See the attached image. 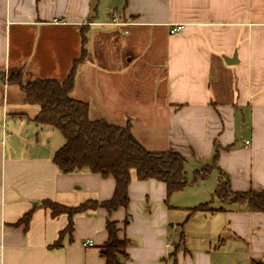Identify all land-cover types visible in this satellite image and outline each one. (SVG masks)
<instances>
[{
    "label": "crops",
    "instance_id": "1",
    "mask_svg": "<svg viewBox=\"0 0 264 264\" xmlns=\"http://www.w3.org/2000/svg\"><path fill=\"white\" fill-rule=\"evenodd\" d=\"M83 49L73 98L92 119L130 122L148 150L184 155V189L135 172L128 208L34 209L115 191L113 176L56 166L63 139L9 80L63 81ZM221 179L264 190V0H0V264H107L108 219L131 241L125 264H264V212L215 196Z\"/></svg>",
    "mask_w": 264,
    "mask_h": 264
},
{
    "label": "trees",
    "instance_id": "2",
    "mask_svg": "<svg viewBox=\"0 0 264 264\" xmlns=\"http://www.w3.org/2000/svg\"><path fill=\"white\" fill-rule=\"evenodd\" d=\"M86 35L83 34V43ZM87 51L83 49L76 59L69 75L63 81L38 79L24 83L20 74H13L10 81L17 83L25 92L29 104L40 107L35 120L41 125L58 129L65 138V143L56 150L53 162L64 173L88 169L103 177L113 176L116 187L111 199L98 202L87 201L76 207H69L52 200L35 202L34 209L39 206L49 208L53 215L75 213L104 207L111 214L117 209L128 208L130 204L129 186L132 180L131 171L136 172L139 180L156 179L166 183L168 195L184 189L189 180L186 173L187 158L173 150L151 151L145 148L134 136L131 123L119 125L104 118L92 119L90 105L73 98L78 66L86 59ZM218 154L214 157L217 162ZM211 168L197 170L196 178L205 177ZM202 172V173H201ZM215 196L225 202L246 204L252 212H264V190L233 191L229 179L219 181ZM209 204H201L191 208V213L209 209ZM32 211L22 221L28 225ZM130 219L127 218L126 223ZM70 221L69 229L72 230ZM108 241L101 246V253L107 264H125L130 245L128 237L119 236L118 222L107 220Z\"/></svg>",
    "mask_w": 264,
    "mask_h": 264
},
{
    "label": "rangeland",
    "instance_id": "3",
    "mask_svg": "<svg viewBox=\"0 0 264 264\" xmlns=\"http://www.w3.org/2000/svg\"><path fill=\"white\" fill-rule=\"evenodd\" d=\"M54 135H56V136H54V137H56V138L58 137V139H59V138H60V139H63V141H64L63 144L65 143V138H64L63 134H62L58 129L55 130V134H54ZM63 144H62V145H63ZM62 145H61V146H62ZM61 146H60V147H61ZM60 147H59V148H60ZM134 174H135V171L132 170V171H131V175L134 176ZM199 183H200V185L203 184V182H201V181H200ZM186 192L188 193V190H186Z\"/></svg>",
    "mask_w": 264,
    "mask_h": 264
},
{
    "label": "built area",
    "instance_id": "4",
    "mask_svg": "<svg viewBox=\"0 0 264 264\" xmlns=\"http://www.w3.org/2000/svg\"><path fill=\"white\" fill-rule=\"evenodd\" d=\"M182 29V26L181 25H177V26H174L172 29H171V32L174 33L176 31H179ZM250 142L247 141V144H249ZM86 245H94V242L93 240H89L85 243Z\"/></svg>",
    "mask_w": 264,
    "mask_h": 264
},
{
    "label": "water",
    "instance_id": "5",
    "mask_svg": "<svg viewBox=\"0 0 264 264\" xmlns=\"http://www.w3.org/2000/svg\"><path fill=\"white\" fill-rule=\"evenodd\" d=\"M227 59V58H226ZM227 61H229V59H227ZM234 61H230V63H233Z\"/></svg>",
    "mask_w": 264,
    "mask_h": 264
}]
</instances>
